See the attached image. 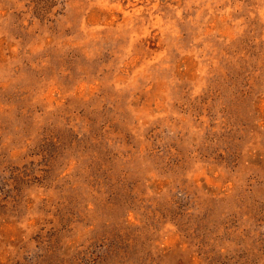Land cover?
<instances>
[{
    "label": "rangeland",
    "instance_id": "1",
    "mask_svg": "<svg viewBox=\"0 0 264 264\" xmlns=\"http://www.w3.org/2000/svg\"><path fill=\"white\" fill-rule=\"evenodd\" d=\"M0 264H264V0H0Z\"/></svg>",
    "mask_w": 264,
    "mask_h": 264
}]
</instances>
